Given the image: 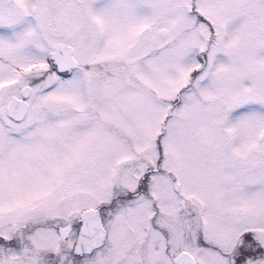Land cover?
<instances>
[{
    "label": "snow or ice",
    "instance_id": "obj_1",
    "mask_svg": "<svg viewBox=\"0 0 264 264\" xmlns=\"http://www.w3.org/2000/svg\"><path fill=\"white\" fill-rule=\"evenodd\" d=\"M0 264H264V0H0Z\"/></svg>",
    "mask_w": 264,
    "mask_h": 264
}]
</instances>
